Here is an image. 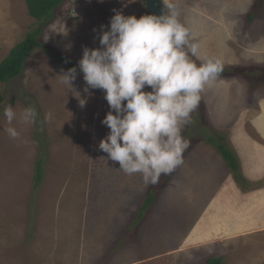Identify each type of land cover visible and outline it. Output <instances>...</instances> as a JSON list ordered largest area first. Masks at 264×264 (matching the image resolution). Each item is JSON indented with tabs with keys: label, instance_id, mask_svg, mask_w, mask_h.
Listing matches in <instances>:
<instances>
[{
	"label": "rangeland",
	"instance_id": "rangeland-1",
	"mask_svg": "<svg viewBox=\"0 0 264 264\" xmlns=\"http://www.w3.org/2000/svg\"><path fill=\"white\" fill-rule=\"evenodd\" d=\"M141 1L66 2L42 29L44 47L30 53L22 73L0 84V264H204L216 256L223 264H264V211L260 218L253 205L242 211L245 197L233 196L225 175L231 174L236 189L260 188L255 194L264 208V135L258 132L264 0H164L172 5L167 12L175 11L189 30L200 58L248 73L218 74L204 86L191 122L182 128L188 147L181 163L160 176L155 185L163 188L143 211L153 185L140 173L119 170L98 147L110 131L101 123L110 110L104 92L85 93L77 70L72 84L86 99L81 107L59 76L70 67L55 58L62 55L78 66L84 47H100V26L107 30L115 11L147 15ZM37 26L23 0H0V61ZM7 105L17 114L29 106L38 113L35 124L13 121L20 133L15 140L5 131ZM49 112L52 119L46 120ZM208 136L235 154L238 180ZM247 143L259 153L251 156L255 162L242 147L249 149ZM38 160L42 176L36 183Z\"/></svg>",
	"mask_w": 264,
	"mask_h": 264
},
{
	"label": "clouds",
	"instance_id": "clouds-1",
	"mask_svg": "<svg viewBox=\"0 0 264 264\" xmlns=\"http://www.w3.org/2000/svg\"><path fill=\"white\" fill-rule=\"evenodd\" d=\"M96 38L100 47H84L78 68L86 84L83 91L91 95L90 89L102 90L109 105L101 123L110 131L98 147L119 163V170L140 173L146 185H155L181 163L188 147L182 128L191 122L204 86L220 73V62L198 56L197 45L175 11L139 18L115 11L107 30L101 25ZM59 76L85 106L86 99L72 84L77 67ZM37 115L31 106L19 114L11 105L4 106L6 133L18 139L13 121L35 124ZM45 119L51 120L52 114Z\"/></svg>",
	"mask_w": 264,
	"mask_h": 264
},
{
	"label": "trees",
	"instance_id": "trees-1",
	"mask_svg": "<svg viewBox=\"0 0 264 264\" xmlns=\"http://www.w3.org/2000/svg\"><path fill=\"white\" fill-rule=\"evenodd\" d=\"M27 14L34 20L38 22V26L27 33L24 38L17 41V43L9 50L7 55L0 61V84L6 83L7 81L15 78L23 71V66L30 55V53L36 48V47H44L42 42L40 41V36L42 34L43 27L53 21L54 18V11L57 8L63 9V6L66 2L71 0H23ZM254 2L260 3L259 0H254ZM56 60L59 62L64 63L65 65L72 67H77V70H79L78 66L67 57H64L62 55H55ZM240 67H231V68H225L221 69L219 74H226L234 70L236 73L240 75H245L248 73L247 69H242L240 71ZM254 85L250 84L249 89H253ZM209 143H211L214 146V150L216 154L220 155L223 162H224V168L229 169L233 173V177L235 180H238V160L235 156V154L232 152L231 149L227 145H225L223 142H217L213 137L208 136ZM239 158H243L242 156H239ZM42 162L41 160L37 161L36 166V183H38L42 176ZM166 182V179L164 180ZM163 182V184H164ZM162 185H153L152 188L149 189L146 197L143 198V205L141 207L142 211L145 210L147 207L150 206V204L153 203L155 200V194L157 191L162 190ZM142 211L139 212L138 217L142 216ZM204 264H223L222 258L220 256L216 257H208L204 261Z\"/></svg>",
	"mask_w": 264,
	"mask_h": 264
},
{
	"label": "crops",
	"instance_id": "crops-1",
	"mask_svg": "<svg viewBox=\"0 0 264 264\" xmlns=\"http://www.w3.org/2000/svg\"><path fill=\"white\" fill-rule=\"evenodd\" d=\"M263 39H264V37H263ZM263 41V40H262ZM261 41V42H262ZM263 45V44H262ZM263 50H264V47H263ZM254 52H257V51H254ZM255 54V53H254ZM259 54H260V52H259ZM261 54H264V52L263 53H261ZM261 71V70H260ZM263 105H264V101H263ZM258 107L260 108V111H261V113H260V119H259V121H258V124H259V129H258V132L259 133H262L263 135H264V110H263V108H262V106H259V104H258ZM261 129V130H260ZM248 144V146H249V149H246L244 146H242L245 150H247L246 152L248 153V155H247V157H249V159H250V161L251 162H255V159L254 158H251V156H253V155H257V154H259V153H257L256 151H253V150H251L250 149V143H247ZM241 146H240V150H243V148H242ZM247 153H245V154H247ZM262 156H264V155H259V159L261 160L262 159ZM226 169V168H225ZM228 170V169H227ZM246 173V172H245ZM264 173V172H263ZM225 175H226V181H227V183H228V186H227V189H230V188H233V190H232V193H233V196L234 197H240V195L241 196H243V197H245L244 199H243V206H242V211L244 210V212L248 209V210H250V208L252 207V205L254 206L253 208H255V212H256V215H257V217L258 218H260V212L261 211H264V208H263V206H261L260 205V202H259V199L257 198V197H259L260 195H258V196H256V194H255V191H259L260 190V188H255V189H250L249 191H244L243 189H241V188H238V189H236V186H235V182L233 181V179L231 178V174L230 173H225ZM249 177H252L251 175H249ZM221 179H225V178H221ZM246 179H249V178H246ZM250 180H252V179H250ZM253 181V180H252ZM262 190H264V189H262ZM220 191H218V193H219ZM234 201H236V200H233V202ZM218 206H220V205H218ZM234 206V205H233ZM221 208L223 207V206H220ZM236 208H239V205H236ZM214 212H216V210H214ZM214 212H212V213H214ZM212 213H210V214H212ZM215 217H216V214H215ZM247 227H249V226H251V224H249L248 223V221L246 222V224H245ZM252 225H254V226H256V222H254V223H252ZM264 228V227H263ZM251 234V233H250Z\"/></svg>",
	"mask_w": 264,
	"mask_h": 264
},
{
	"label": "water",
	"instance_id": "water-1",
	"mask_svg": "<svg viewBox=\"0 0 264 264\" xmlns=\"http://www.w3.org/2000/svg\"><path fill=\"white\" fill-rule=\"evenodd\" d=\"M143 6L145 7V12L147 15H163L168 14L167 6L164 0H142Z\"/></svg>",
	"mask_w": 264,
	"mask_h": 264
}]
</instances>
